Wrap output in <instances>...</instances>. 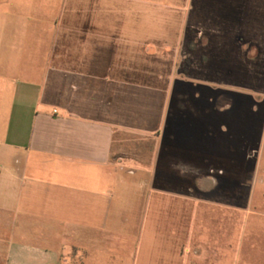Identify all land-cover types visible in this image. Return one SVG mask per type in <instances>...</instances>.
Instances as JSON below:
<instances>
[{
    "label": "crops",
    "instance_id": "crops-1",
    "mask_svg": "<svg viewBox=\"0 0 264 264\" xmlns=\"http://www.w3.org/2000/svg\"><path fill=\"white\" fill-rule=\"evenodd\" d=\"M155 1L0 0V264H72L75 251L83 264H95L90 248L58 234L56 212L96 207L104 193L99 184L139 157L128 148L129 134L158 144L178 80L210 83L208 67L219 54L200 43L203 30L194 37L195 23L174 39L132 25L137 5ZM219 2L231 10L222 16L202 11L196 24L219 35L223 55L228 35L256 58L262 48L251 49L254 40L243 44L240 8L264 0ZM83 3L87 10L80 13ZM115 4L125 11L115 13ZM71 6L84 21L58 28L56 42L39 52L29 48V34L45 33L34 20L50 23ZM34 158L56 168L29 171Z\"/></svg>",
    "mask_w": 264,
    "mask_h": 264
},
{
    "label": "rangeland",
    "instance_id": "rangeland-1",
    "mask_svg": "<svg viewBox=\"0 0 264 264\" xmlns=\"http://www.w3.org/2000/svg\"><path fill=\"white\" fill-rule=\"evenodd\" d=\"M219 1L137 5L140 15L132 25L167 31L174 39V32L195 23L194 37L203 30L200 43L219 57L210 61V83L178 80L173 85L155 148L133 135L125 138L139 157L126 160L111 180L99 184L104 193L96 207L56 212L62 223L58 234L90 248L95 264H264V4L243 2L240 8L243 44L254 40L249 47L262 48L254 58L256 52L244 51L247 47L228 41L233 38L228 35L223 55L217 50L219 35L196 24L202 11L222 16L231 10ZM123 7L115 4V13ZM86 10L83 3L80 13ZM81 21L73 6L50 23L35 19L45 33L29 34V48L39 52L56 42L58 28ZM18 153L29 158L25 151ZM38 160L29 171L56 168L42 167ZM78 258L72 264H83Z\"/></svg>",
    "mask_w": 264,
    "mask_h": 264
}]
</instances>
